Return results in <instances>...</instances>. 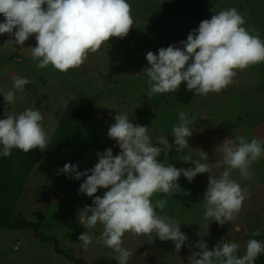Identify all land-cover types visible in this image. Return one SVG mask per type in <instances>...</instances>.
I'll return each mask as SVG.
<instances>
[{"label":"clouds","instance_id":"1","mask_svg":"<svg viewBox=\"0 0 264 264\" xmlns=\"http://www.w3.org/2000/svg\"><path fill=\"white\" fill-rule=\"evenodd\" d=\"M0 14L4 18L0 22V35L14 37L4 42L6 46L23 48L34 35L36 45L31 47V56L38 61L36 67L51 66L62 73L81 67L110 38H125L134 23L128 0H0ZM244 24L245 19L237 9L228 8L201 20L186 40L179 42L182 47L176 44L160 47L158 54L148 51L147 96L176 92L183 83L187 91L207 97L236 83L239 71L264 62V40L258 33L251 34ZM11 79L12 90L3 93L6 105L5 118L0 119V156H11L14 148L24 153L36 148L43 152L49 143L42 126L44 116L32 108L19 114L8 108L15 102V92H23L30 81L20 76ZM178 115L179 122L173 126L171 135L177 153H182L189 147L196 117L184 111ZM114 121L107 135L118 145V154L114 155L109 147L96 152L98 162L91 169L80 171L77 164L70 162L62 169L71 179L86 177L79 192L93 198V204L78 213L79 223L87 229L78 238L85 250L94 239L90 230L99 223L103 228L99 241L117 253L118 264H128L134 255L122 246L126 233L145 236L148 243L156 237L171 241L179 252L188 240L181 231V223L166 213H157L156 209L166 208V199L153 203L151 198L156 193L189 195L190 190L182 189L178 183L181 175L191 182L198 174H210L203 193L205 221L215 220L223 226L238 218L249 194L230 176L233 170H238L243 179L250 178L251 165L264 155V140L254 137L249 142L245 136L235 140L225 138L216 150L222 154L226 167L217 176L208 163L201 162L209 159L203 150L198 159L188 155L180 159L190 161L194 167L166 165L157 157L162 153L168 157L172 147L167 136H157L153 141L149 126L133 123L127 113L116 112ZM220 165L221 161H217L216 167ZM101 188L105 189L103 195H95ZM198 235L199 250L188 256L189 264H255L264 253V242L254 238L247 241L245 253L238 256V243L226 242L209 249L203 236ZM257 235L258 231L252 233L254 237Z\"/></svg>","mask_w":264,"mask_h":264},{"label":"rangeland","instance_id":"2","mask_svg":"<svg viewBox=\"0 0 264 264\" xmlns=\"http://www.w3.org/2000/svg\"><path fill=\"white\" fill-rule=\"evenodd\" d=\"M131 5L133 27L131 30L140 40L138 49L119 47V39L112 37L104 43L96 53L90 54L87 61L79 68L67 73L59 72L49 66L44 69L36 67L38 61L31 56V47L36 45L35 36L25 42L23 48L18 45L6 46L4 42L14 39L8 34L0 36V119L5 118L6 102L3 93L13 88L12 77L27 78L30 83L25 85L23 92H15V102L8 105L9 111L19 114L26 108L38 110L43 116L42 126L48 140L55 133L65 110L72 100L80 99L88 114L85 121L73 120L71 127L74 133L81 128L96 124L97 131H88L79 138L72 140L58 155L49 157L42 155L20 186L19 199L13 207L11 218L21 214L31 220L40 222L41 229L58 237L61 247L74 257L93 262L100 258L116 260L115 253L108 248L99 237L102 225L90 230L94 237L85 250L79 235L87 229L79 223L78 213L86 205L93 204V198L79 192L80 180L69 178L62 172L63 161L72 164L81 163L80 171L91 169L97 162L96 152H103L111 147L113 154L120 149L116 142L108 137V128L115 122L117 113H127L133 123L149 126V135L155 141L157 136H167L172 147L165 158L163 153L158 161L173 164L177 168L194 167L191 162L180 160L184 155L193 159L199 158L200 150L208 154V163L219 174L226 165L222 163V154L216 150L225 138L235 140L238 136L253 137L246 133L233 131V138L226 135L214 137L207 133L201 122H195L193 135L189 138V147L177 153L172 144L174 137L172 128L179 122V112L187 106L177 98L176 92L147 96L148 77L146 75V53L153 51L158 54L160 47L176 44L186 40L188 33L199 26L203 19L228 8L238 9V0H128ZM238 11V10H237ZM239 12V11H238ZM0 18H3L0 14ZM183 83L181 84V86ZM180 86V88H181ZM179 88V89H180ZM213 93H210L211 95ZM197 99V98H195ZM213 101H216L213 99ZM193 107L195 100H192ZM184 112H187L184 110ZM91 122V123H89ZM103 125V128L100 126ZM211 132H215L214 130ZM43 153L39 148L28 153L13 149L11 157L13 170L23 172L25 154ZM221 161L220 167H216ZM249 179H243L238 170H233L230 178L247 189L248 198L244 201L238 218L226 222L223 226L215 220L205 221L203 193L207 189L209 173L198 174L191 182L181 175L178 183L182 189L190 190L189 195L174 193L165 196L162 193L153 195L152 202L166 199L165 209H156L157 213H165L181 223V231L188 240L179 252L175 251L174 243L161 241L158 237L148 243L145 236L125 234L123 247L131 250L134 255L128 264H189L188 256L198 251L196 242L201 239L200 233L208 248L223 243L236 242L240 245L238 256L245 253L249 239L264 241V155L251 165ZM19 184L17 183V186ZM105 189H99L95 195L102 196ZM8 202L0 198V206ZM4 213H7L4 212ZM239 228V231L235 230ZM254 231L259 235L252 236ZM99 241V242H98ZM19 249L16 250V246ZM188 245H192L190 248ZM0 264H74L65 255L55 251V244L42 242L30 230H0Z\"/></svg>","mask_w":264,"mask_h":264},{"label":"crops","instance_id":"3","mask_svg":"<svg viewBox=\"0 0 264 264\" xmlns=\"http://www.w3.org/2000/svg\"><path fill=\"white\" fill-rule=\"evenodd\" d=\"M237 5L246 30L264 40V0H238ZM235 80L220 94H195V105L191 107V101L183 111L195 116L210 136L233 138L235 131L264 140V62L239 71Z\"/></svg>","mask_w":264,"mask_h":264},{"label":"trees","instance_id":"4","mask_svg":"<svg viewBox=\"0 0 264 264\" xmlns=\"http://www.w3.org/2000/svg\"><path fill=\"white\" fill-rule=\"evenodd\" d=\"M4 18H0V22H3ZM1 36V35H0ZM34 36V35H33ZM32 36V37H33ZM31 38V37H30ZM140 40L135 33L130 30L128 35L119 39V47H127L132 49H138ZM195 96L194 92L186 90V85L183 84L177 91V98L181 103L189 104ZM88 111L84 107V103L80 99L72 100L67 106L63 118L60 120L59 125L52 138L48 143L47 149L43 153L32 152L25 154V164L23 172L16 173L13 170V159L11 156H0V198L6 200L9 206H0V230L1 229H13V230H30L32 231L42 242H50L55 244V251L58 254L65 255L67 259L74 262V264H118L117 260H110L108 258H100L96 261L90 262L83 258L74 257L69 252L65 251L61 247V241L58 237L50 234H46L41 229V224L38 221L31 220L21 214H18L15 219L11 218V212L14 205L19 199L20 186H22L25 177L31 172L35 164L40 160L42 155L49 157H55L58 155L72 140L79 138L81 135L88 131H97L96 124L87 125L81 128L79 133H74L71 127L73 120L85 121ZM91 123V122H89ZM103 128V125L100 126ZM79 136V137H78ZM68 162L63 161L62 164ZM79 169L82 167L81 163H78ZM17 183L19 184L17 186ZM7 213H4L6 212ZM264 242V241H263ZM255 264H264V253L260 254L255 261Z\"/></svg>","mask_w":264,"mask_h":264}]
</instances>
